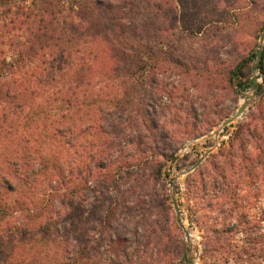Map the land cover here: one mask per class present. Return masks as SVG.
<instances>
[{
	"label": "rangeland",
	"instance_id": "obj_1",
	"mask_svg": "<svg viewBox=\"0 0 264 264\" xmlns=\"http://www.w3.org/2000/svg\"><path fill=\"white\" fill-rule=\"evenodd\" d=\"M93 1L104 6L97 11V21L86 26H98L103 33L117 26V42L146 46L145 87L140 98L147 111V131L134 141V146L162 149L164 158H157L161 170L154 176L149 164L142 169L127 167L129 146L121 140L112 142L117 150L114 156H124L120 161L127 167L117 168L111 176L113 188L107 190L102 183L84 188L79 181V191L67 197L62 219L53 222L56 229L50 239L30 248L26 243L16 254L26 253L23 257L33 258L32 264H55L61 248L79 246L83 256L79 264H264V251L256 249L257 229H264V220L260 221L264 216V192L250 186L248 191H235L234 197L227 198L215 194L212 184L203 190L201 183H207L208 177L195 174L207 157L228 148L234 125L254 113L253 104L260 98L251 86L254 75L258 85H264L259 70H252L255 62L248 83L246 67L237 72L247 74L244 77L236 78L232 72L253 52H264V37L260 43L264 0ZM67 4L63 13L69 19ZM105 6L111 8L106 10ZM156 49L160 52L154 61L151 54ZM153 81L165 83L170 96L166 92L154 94ZM246 96L249 105L243 115L221 127ZM133 105L128 109L131 117L138 110L137 103ZM214 122L210 130L204 129ZM67 150L74 159L72 143ZM207 151L205 159L188 171ZM176 155L180 159H175ZM109 178L104 176L103 181ZM232 189L234 192V186ZM39 192L30 187L23 195L26 200H34ZM172 196L178 201L185 231L176 222ZM221 204L241 206L235 218L239 220L246 214L244 220L248 222L213 236L208 227L223 217L216 209ZM20 222L7 219L1 225L7 236L5 251H12L16 241H23L16 229ZM243 227L250 232H239ZM186 228L196 236L193 246ZM181 244L185 246L184 255ZM188 258L193 260L186 263Z\"/></svg>",
	"mask_w": 264,
	"mask_h": 264
},
{
	"label": "trees",
	"instance_id": "obj_2",
	"mask_svg": "<svg viewBox=\"0 0 264 264\" xmlns=\"http://www.w3.org/2000/svg\"><path fill=\"white\" fill-rule=\"evenodd\" d=\"M18 2L0 0V227L7 219H20L16 229L23 241L14 243L13 252L5 251L7 236L0 228V264L34 263L33 258L25 260L26 253L16 254V250L25 248L26 243L30 248L50 239L56 229L53 222L62 219L67 197L79 191V181L84 188L101 183L107 190L113 188L111 176L125 165L120 161L124 156H114L117 150L112 142L121 140L129 146L127 167L142 169L149 164L154 176L161 170L157 158H164L158 146H134V141L147 131V111L140 98L145 87L146 46L117 42V26H110L104 33L98 26H86L97 21V11L104 6L101 2ZM66 3H70L69 19L63 13ZM110 8L105 6L106 10ZM159 52L153 50L151 60L156 61ZM255 59L253 52L236 66L233 75L244 77L247 74L237 72L246 67V83L250 82L249 72ZM153 68L156 69L155 62ZM257 69L264 83V52ZM166 86L157 83L153 93H165ZM263 91L264 85L259 83L260 98L253 104L254 113L234 125L228 148L211 154L195 170V174L208 177L207 183H201L203 190L212 184L215 194L227 198L234 197L235 191H248L250 186L264 192ZM134 102L138 110L131 117L128 109ZM215 123L204 129L210 130ZM70 143L74 159L67 150ZM104 176H110L108 181H103ZM30 187L40 191L34 200H26L23 195ZM239 208L242 207L233 204L217 206L223 217L208 227L210 234L231 232L247 224L246 214L239 220L235 218ZM262 217L260 221L264 220ZM243 229L238 231L250 232ZM256 235L255 248L262 252L261 226ZM61 249L55 264L81 263L79 246ZM184 252L181 244L182 255Z\"/></svg>",
	"mask_w": 264,
	"mask_h": 264
},
{
	"label": "water",
	"instance_id": "obj_3",
	"mask_svg": "<svg viewBox=\"0 0 264 264\" xmlns=\"http://www.w3.org/2000/svg\"><path fill=\"white\" fill-rule=\"evenodd\" d=\"M263 37H264V27H263L262 33L260 35V43L262 42ZM261 55H262V50L259 49L258 52H257V55H256V61H255L254 66L252 67V70L257 68V65H258V62H259V60L261 58ZM251 86L253 88H255V89H257V87H258L257 76L256 75H254L252 77ZM248 105H249V100H248V97L246 96L244 101L237 108L236 112L230 118L226 119L221 124V127H224L225 125L230 124L232 121L240 118L243 115V113L246 110V108L248 107ZM208 154H209V151H207L204 155L200 156L199 159L190 167V169L188 171L194 170L205 159V157ZM177 157H178V155L175 156V159H177ZM171 202H172L175 214H176V222L185 231V227H184L182 219H181V212H180V209H179V204H178V201H177L175 196L171 197ZM194 249H195V251H197V247L196 246H194ZM192 260H193L192 258H188L186 260V263H190V261H192Z\"/></svg>",
	"mask_w": 264,
	"mask_h": 264
},
{
	"label": "bare ground",
	"instance_id": "obj_4",
	"mask_svg": "<svg viewBox=\"0 0 264 264\" xmlns=\"http://www.w3.org/2000/svg\"><path fill=\"white\" fill-rule=\"evenodd\" d=\"M243 101H244V100H243ZM243 101H242V102H243ZM184 226H185V225H184ZM186 229H187V228H186ZM187 236H188V240H189L191 246H193L196 236L193 234V232H192L191 230H188V229H187Z\"/></svg>",
	"mask_w": 264,
	"mask_h": 264
}]
</instances>
